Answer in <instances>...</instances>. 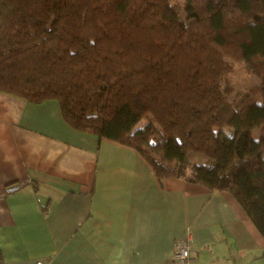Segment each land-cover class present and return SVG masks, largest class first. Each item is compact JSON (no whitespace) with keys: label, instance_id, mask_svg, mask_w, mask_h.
<instances>
[{"label":"trees","instance_id":"1","mask_svg":"<svg viewBox=\"0 0 264 264\" xmlns=\"http://www.w3.org/2000/svg\"><path fill=\"white\" fill-rule=\"evenodd\" d=\"M182 11L0 0V91L57 99L69 124L135 148L159 179L231 191L264 234V0H185ZM229 58L253 61L260 84L231 98Z\"/></svg>","mask_w":264,"mask_h":264},{"label":"crops","instance_id":"2","mask_svg":"<svg viewBox=\"0 0 264 264\" xmlns=\"http://www.w3.org/2000/svg\"><path fill=\"white\" fill-rule=\"evenodd\" d=\"M179 238L189 264H264V234L231 191L159 179L57 99L0 91V264H171Z\"/></svg>","mask_w":264,"mask_h":264},{"label":"rangeland","instance_id":"3","mask_svg":"<svg viewBox=\"0 0 264 264\" xmlns=\"http://www.w3.org/2000/svg\"><path fill=\"white\" fill-rule=\"evenodd\" d=\"M171 4L179 6L181 9L182 17L184 18L183 14L184 11H182V8L185 4V0H169ZM229 63L231 65V69L226 75V83L229 85L233 90L232 93H230V97H234V93L239 91L243 92L246 90H249L251 87H256L261 82V74L259 72V69L257 68L256 64L248 59H233L229 58ZM145 119H143L141 122H143ZM262 131H264V127H262ZM260 135L261 131H255V135ZM190 158L193 161H199L200 158L198 155L194 154L193 152L189 153Z\"/></svg>","mask_w":264,"mask_h":264},{"label":"built area","instance_id":"4","mask_svg":"<svg viewBox=\"0 0 264 264\" xmlns=\"http://www.w3.org/2000/svg\"><path fill=\"white\" fill-rule=\"evenodd\" d=\"M171 264H189L190 257V242L188 238H179L175 241L172 255L170 257ZM34 264H45L42 261H36Z\"/></svg>","mask_w":264,"mask_h":264},{"label":"water","instance_id":"5","mask_svg":"<svg viewBox=\"0 0 264 264\" xmlns=\"http://www.w3.org/2000/svg\"><path fill=\"white\" fill-rule=\"evenodd\" d=\"M13 187H17V184L11 185V186H9L7 189H11V188H13Z\"/></svg>","mask_w":264,"mask_h":264}]
</instances>
